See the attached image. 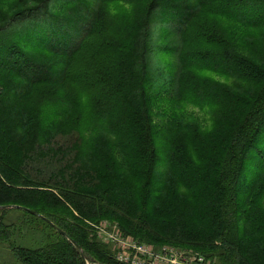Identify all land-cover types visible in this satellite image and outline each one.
<instances>
[{
  "label": "trees",
  "instance_id": "1",
  "mask_svg": "<svg viewBox=\"0 0 264 264\" xmlns=\"http://www.w3.org/2000/svg\"><path fill=\"white\" fill-rule=\"evenodd\" d=\"M117 3L124 6L114 17L109 6ZM155 20L170 37L160 47L168 51L176 45L171 53L177 63L174 71H159L161 82L150 86L146 53L155 50L149 42ZM218 42L221 52L216 55L199 50L217 47ZM137 59L145 60L141 70ZM201 69L221 74L220 70L238 85L235 90L223 89L208 76L198 77ZM26 94L31 104L21 112L30 119L31 136L21 139L13 130L26 125L15 120ZM187 96H195L201 108L209 103L215 109L207 133L212 138L220 135L229 145L224 157L202 159L204 169L195 176L202 183L200 192L205 189L208 195L198 200L178 199L166 192L171 170L186 168L194 173L197 168L185 164L192 160L183 150V139L201 135L177 108ZM12 103L17 107H10ZM48 105L53 106L52 117L45 118ZM0 115L6 134V150L0 156V205H6L4 199L14 185L11 174H26V166L11 164H30L36 186L47 185L42 177L76 170L65 176L100 178L86 180L97 183L96 189L78 190V185L68 182L60 193L89 199L93 205L103 199L100 208L122 216L125 229L141 227L158 238L217 246L225 256L223 264L264 261V0H0ZM160 138L168 144L163 170L154 164L160 154L151 146ZM239 147L240 164L233 172L225 171L220 164L233 165L229 162ZM110 159L116 164L110 175L113 181L104 187L101 178L106 180L107 173L90 164H107ZM247 160L252 164L244 168ZM144 164L149 166V186L144 184L141 190ZM51 165L64 170L52 174ZM247 167L254 176H245ZM193 183L194 178L187 186ZM230 221L240 223V243L229 231ZM70 232L91 264L86 242ZM69 243L78 261L58 259L49 264H88ZM102 250L96 247L90 252L100 259L98 264H117ZM21 259L26 264H48L44 255L38 260L34 253Z\"/></svg>",
  "mask_w": 264,
  "mask_h": 264
},
{
  "label": "rangeland",
  "instance_id": "2",
  "mask_svg": "<svg viewBox=\"0 0 264 264\" xmlns=\"http://www.w3.org/2000/svg\"><path fill=\"white\" fill-rule=\"evenodd\" d=\"M123 6L124 4L122 3H117L112 6L110 5L109 8L112 12L111 15L117 17L115 14H118V12H120L118 9H122ZM85 9H87V7H85ZM90 11L91 7L88 12ZM105 17L110 18L109 16ZM141 31L139 33V37L142 34ZM130 35L131 32L127 33V36ZM169 38L170 37L166 34V31L161 30L159 22L155 20L152 25V33L149 39L150 44L155 50L150 53V55L149 52L146 53V56H148L146 59L149 60L150 63V67L148 63L150 76L148 72L146 85L151 86L152 83L159 84L161 82V79L157 78L159 71L167 73L175 70L177 59L171 51L173 52L175 50L176 45H173L172 48H168V51H166L164 47H160L162 46L161 43H164L165 41L170 42ZM93 42H97L96 38L93 39ZM218 43L219 45L217 47L207 46L205 49L200 48L199 50H208L214 52L213 55H216V53L221 52V44L220 42ZM143 63L141 59H137L138 70L142 69ZM193 69H197V67H194ZM201 70L203 74L198 73V77L202 78L203 76H208L210 79L214 80V82L222 85L223 87L221 88L223 89L227 90L229 88H233L235 90L238 85L233 81L232 77L225 76L220 70L218 71L221 72V74L204 69ZM240 87H243L242 82H240ZM29 98L30 95L26 94L22 98L21 106L19 108L17 107V103L9 105L10 107L11 105L17 107V119H15L16 123H26L25 127L20 126L13 130L16 131L17 138L21 139H26L31 136V132L29 130L30 119L23 116L25 114L21 112L25 105L31 104V102H29ZM195 99V96H187L185 99L179 100L180 102H178L177 108L180 110V113H183V116H188L195 129L201 135V138L199 136H196L195 138L192 136H186V138L183 139V141H186L183 150L187 152V155L192 160L185 162V164H190V168H193V166H196L197 168L194 173L192 170L186 168L180 169L179 171L173 169L169 172V174H167L166 177L168 178L165 177L166 180H169V182H167V194L171 197L174 195V197H177L178 199H181L180 197L182 196H192L194 199L198 200L200 195V198L204 199L208 194L205 192V189L202 193L200 192L199 188L202 186V183L198 182L197 176H195L199 171H203L204 169L202 164H206V162L202 159L206 160V156H213L215 160H218L226 155L229 148V145L227 146V141L219 139L221 138L220 135L214 137V139L210 137L211 134L207 133L213 126L215 109H212V106H210L209 103L203 105L201 108L198 105L199 102H196ZM52 112L53 106H46L45 118L52 117ZM1 121L2 118L0 115V140L3 141V151L0 153V156H4L6 150L4 145L6 134ZM103 127L106 128L105 124ZM83 129H85L84 126ZM89 135H87L86 138L90 137ZM163 141L164 139L160 138L155 142L156 144L154 142L151 144L152 148L160 154L158 161L155 163L153 162L154 164H158V170L166 169L168 164L167 160L164 158L168 144H163ZM14 150L15 148L10 149V153L12 154ZM235 150L236 152L232 157L233 162H229V164L233 163V165H230L231 168H226L224 162L223 164H220L225 171L231 170V172H233L236 168L235 164H240V162L238 163V161H240V153L237 152L240 151V147ZM109 157L111 158V156ZM139 157L140 156L134 157L136 164L140 163L141 159H139ZM148 164L143 165L144 167L142 168L144 170L140 169V173L142 174L141 180L143 181L141 190H144V184L145 187L149 186V184L146 185V178L148 179L147 175H149V173L147 174L146 172L147 167H149L147 166ZM247 164H249L248 166H251L250 164L252 163L247 160L244 168ZM11 165L26 166V174L21 175L18 172L11 174V179L14 181V185H10V189H8V193H10V195L4 199V204L11 203L26 205L36 211H40L43 216L50 218L52 221L63 227L66 233L69 234L71 231L70 233H72V235L83 238L86 242V248L89 250V254L86 250L85 251L90 256L91 264H98L100 261V259L94 258L95 256H92L91 254L92 252H95L96 247L102 248V252L108 253L110 258L116 261L117 264H131L121 260L127 255L130 259L134 258L138 264H223L225 262L223 251L217 246H198L191 243L194 242V239L192 241L186 239V243H181V240L176 239L166 240L167 238L156 237V234L152 236L150 234L148 235L149 231H143L141 227H136L135 229H125L123 227L122 221H124V219L122 216L118 215L116 212L111 213L109 210L105 212V209L100 208L99 205L101 204V201L105 202L103 199H101V201L98 200L97 202H94L95 205H93L92 201L89 199L81 201L74 198L76 196L72 194L67 196L66 193H60V190L63 189L64 185H66L65 183L68 182H73L78 185V190H88L90 188L96 189L95 187L98 185L97 183L91 185L86 180L91 179L100 181V178H90L84 175L65 176L66 173L79 172L76 170L72 171L73 168L65 167L67 171L72 172H66L65 174L63 173L54 177H42L43 182L47 183V185L36 186L32 183L34 180L31 179V176L35 175L33 172L31 173L29 171L30 164ZM43 165L48 166L49 164ZM90 165H92L93 168L99 169V173L102 171V173L108 174L105 176L106 180L101 178L103 181H106L103 182L102 186H110L111 184L108 183H112L113 181V179H111V176H113L111 174L113 169L112 167L116 165L112 163V159H110L107 164ZM2 167L3 166L0 164V169H3ZM52 168L53 165H51V169ZM62 170L64 169H52L51 172L52 174H55L57 171ZM218 170L223 169L218 168ZM252 171L253 169L249 170V167H247L246 170H244L245 176H254ZM81 172L87 175V173L83 171ZM193 178L196 184L193 183L191 187H188L187 181H192ZM236 183L234 182L233 186L238 188L239 186H237ZM14 196L20 197L18 199L14 198ZM209 196H212L210 192ZM7 199L11 200L8 201ZM107 201L114 200L109 199ZM236 203L240 208V200L239 202L237 200ZM140 207L141 206L139 204V208ZM130 208L132 209V207ZM229 225V231L232 232L233 239L240 243V223L235 222V224H232L230 221ZM63 235L56 229L54 230L51 225L44 220V218L37 214L16 207L0 208V264H26L22 261L21 257H27L33 253L36 255L38 260H41L44 255V261L46 259L48 264L50 261L55 262L58 259L75 263L78 261L76 253L69 243L70 240L67 238L69 240L67 241ZM246 238H248V235L243 238V240H246ZM220 241L221 239L217 240L216 243L219 242L220 244ZM72 245L74 246V244ZM219 250L220 252L222 251L221 255L218 253ZM120 252L123 255V258L121 259ZM230 262L234 264L232 261ZM259 263L264 264V261L259 260Z\"/></svg>",
  "mask_w": 264,
  "mask_h": 264
},
{
  "label": "water",
  "instance_id": "3",
  "mask_svg": "<svg viewBox=\"0 0 264 264\" xmlns=\"http://www.w3.org/2000/svg\"><path fill=\"white\" fill-rule=\"evenodd\" d=\"M4 207H16V208H21V209H23V210H27V211H29V212H32V213H34V214H37V215H39V216H42L40 213H38V212H36L35 210H32V209H30V208H27V207H25V206H21V205H15V204H6V205H0V208H4ZM43 217V216H42ZM49 221V220H48ZM49 223L52 225V226H54L60 233H62V234H64L71 242H72V244H74V246H75V248H76V250L79 252V254H80V256H81V258H82V260L84 261V262H86V263H88L87 262V260H86V257H85V255H84V252H83V250H82V248H81V246L74 240V239H72L64 230H62V229H60L59 227H57L56 225H54L52 222H50L49 221Z\"/></svg>",
  "mask_w": 264,
  "mask_h": 264
},
{
  "label": "built area",
  "instance_id": "4",
  "mask_svg": "<svg viewBox=\"0 0 264 264\" xmlns=\"http://www.w3.org/2000/svg\"><path fill=\"white\" fill-rule=\"evenodd\" d=\"M121 258H123V255H122V253L120 252V259ZM121 260H124L125 262H127V263H131V264H138V262L136 261V260H134V258L133 259H130V257L127 255V256H125V258L124 259H121Z\"/></svg>",
  "mask_w": 264,
  "mask_h": 264
},
{
  "label": "bare ground",
  "instance_id": "5",
  "mask_svg": "<svg viewBox=\"0 0 264 264\" xmlns=\"http://www.w3.org/2000/svg\"><path fill=\"white\" fill-rule=\"evenodd\" d=\"M88 264H90V263H88Z\"/></svg>",
  "mask_w": 264,
  "mask_h": 264
}]
</instances>
